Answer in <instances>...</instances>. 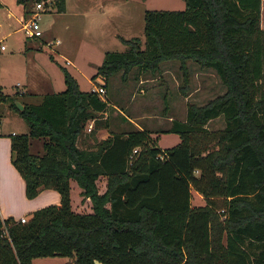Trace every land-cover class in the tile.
Returning a JSON list of instances; mask_svg holds the SVG:
<instances>
[{
    "label": "trees",
    "instance_id": "1",
    "mask_svg": "<svg viewBox=\"0 0 264 264\" xmlns=\"http://www.w3.org/2000/svg\"><path fill=\"white\" fill-rule=\"evenodd\" d=\"M33 1L39 0L17 3L28 15ZM184 3L182 9H146L144 46L138 37L122 38L127 48L105 51L93 76L107 79L121 72L124 78L134 67L158 70L165 60H178L185 80L187 60L211 69L224 91L204 105L188 104L185 119L172 120L165 131L180 136L176 145L161 149L139 127L97 140V131L108 126L98 119L108 99L80 90L62 65L65 88L41 95L38 103L0 93V101H7L28 126L27 133L12 134L10 142L25 196L52 188L60 197L59 204L30 212L26 222L0 217V264H31L36 257L54 255L75 264H264L261 0ZM54 7L64 11L65 0H54ZM220 115L224 126L213 134L217 147L195 140ZM85 133L97 141L80 146ZM29 137L44 140L41 155L29 152ZM101 177L103 192L97 186ZM71 179L90 198L91 212L72 210ZM192 188L204 204H191Z\"/></svg>",
    "mask_w": 264,
    "mask_h": 264
},
{
    "label": "rangeland",
    "instance_id": "2",
    "mask_svg": "<svg viewBox=\"0 0 264 264\" xmlns=\"http://www.w3.org/2000/svg\"><path fill=\"white\" fill-rule=\"evenodd\" d=\"M66 3V11L57 12L53 5L38 12L41 36L48 44L44 43L42 49L35 50V57L28 59L25 72L14 71L13 66L17 62L12 60L11 55L0 54L2 93L26 103H38L41 95L64 89L62 65L77 80L82 91L95 90L99 84H104L103 96L108 99L109 106L99 114L98 119L107 122L108 130L123 132L141 125L150 131L155 145L165 149L180 142L177 133L165 130L172 120L185 119L188 104L204 105L224 91V86L211 69H201L191 60L186 61V80L178 60H165L154 71L139 72L134 67L124 78L121 72L107 79L101 75L93 78L98 65L102 64L105 51H124L127 48L122 38L138 37L141 47L144 46L146 9H182L184 0H67ZM34 6L33 1L31 11ZM262 11L264 15V7ZM18 88H23V95H18ZM5 103L7 101H0V151H3L4 168L8 164L6 186L16 196L22 192L11 177V170L17 171L10 158L11 135L27 133L28 126L16 110ZM223 126L221 115L210 119L206 124L207 133L196 135L195 140L216 148L213 134ZM97 132L99 135L104 130L100 128ZM43 141L39 137H29V152L41 155ZM73 186L71 208L75 212H86L80 206L79 187L75 181ZM191 193L193 206L204 204L203 197L196 190L192 188ZM218 212L221 213L220 220H223L222 209ZM24 215L29 217L30 212ZM32 264L75 263L66 256L54 255L36 257Z\"/></svg>",
    "mask_w": 264,
    "mask_h": 264
},
{
    "label": "crops",
    "instance_id": "3",
    "mask_svg": "<svg viewBox=\"0 0 264 264\" xmlns=\"http://www.w3.org/2000/svg\"><path fill=\"white\" fill-rule=\"evenodd\" d=\"M67 0H65V11L67 9ZM264 0H261V16H260V26L264 28V15H263ZM25 8L22 4L17 3V0H0V40L5 44L6 48L0 52V54H5L8 57L12 56V60L17 62L14 65V71L21 72L27 70L28 59L34 58L35 53L43 47V44H48L45 39L42 38V34L37 37H27L22 29V24L28 15H25ZM34 11V10H32ZM64 82V81H63ZM65 88V84H64ZM62 91V90H61ZM26 92V91H25ZM59 92V91H55ZM2 93V92H1ZM4 94V93H2ZM6 95V94H4ZM8 105V102L5 103ZM128 117V120L131 121ZM108 127H103L104 132L98 135L96 133V138H105L107 135L112 133L111 130H108ZM136 127L144 128L141 125H136ZM133 128V127H132ZM130 129V128H129ZM145 129V128H144ZM128 130V129H127ZM125 130V131H127ZM147 130V129H146ZM149 131V130H148ZM150 132V131H149ZM87 133V132H86ZM83 135L78 143L80 146H88L94 144L97 140L96 138H88ZM151 136V133H150ZM2 149L0 151V217L4 219L5 217H13L18 220L25 212H32L33 210L45 206L47 204H59V193L52 188H47L41 190L35 197L27 198L24 193V181L18 171L14 172L11 170V177L16 180L19 186V191L22 194L18 193L16 196L11 193V191L6 186V171H8V164L6 163L5 168L3 166V155ZM73 179L70 180V203H71V190L73 186ZM76 182V181H75ZM77 184V183H76ZM78 185V184H77ZM6 186V187H5ZM97 186L99 192H103L106 188V180L104 177H101L97 180ZM79 187V186H78ZM21 188V190H20ZM78 193L80 196V206L86 212H91V201L89 197H84L80 194L81 188H78ZM18 196V197H17ZM18 199V205L16 204L15 198ZM58 256V255H55ZM64 257V256H62ZM70 258V257H68ZM73 260L72 258H70ZM32 264V261H31ZM94 264H105L100 261H95Z\"/></svg>",
    "mask_w": 264,
    "mask_h": 264
},
{
    "label": "built area",
    "instance_id": "4",
    "mask_svg": "<svg viewBox=\"0 0 264 264\" xmlns=\"http://www.w3.org/2000/svg\"><path fill=\"white\" fill-rule=\"evenodd\" d=\"M53 5H54V0H43V1H37L35 3V6L33 8L34 11H32L29 14L27 19H25L23 21V24H22L23 32L27 37H37V36H40L42 34V31L40 29L39 22H38V12L45 11L46 9L52 7ZM5 48H6L5 44H3L0 40V52L2 50H4ZM16 85H19V83H17ZM93 91H95L100 98H102V99L104 98V96H103L105 93L104 84H99L97 87H95V90H93ZM0 93H1V91H0ZM17 93L23 94L24 93L23 88H18ZM91 128H92V120H90L87 123L86 130L90 131ZM136 150H137V148H134L133 153L136 152ZM18 220L20 222H26L27 217L25 215H22Z\"/></svg>",
    "mask_w": 264,
    "mask_h": 264
},
{
    "label": "water",
    "instance_id": "5",
    "mask_svg": "<svg viewBox=\"0 0 264 264\" xmlns=\"http://www.w3.org/2000/svg\"><path fill=\"white\" fill-rule=\"evenodd\" d=\"M15 104L17 106L18 109H22L23 108V104H21V102L19 100H15Z\"/></svg>",
    "mask_w": 264,
    "mask_h": 264
}]
</instances>
